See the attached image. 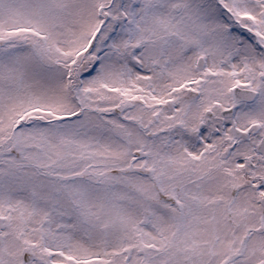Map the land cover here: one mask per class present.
Listing matches in <instances>:
<instances>
[{"label":"snow or ice","instance_id":"snow-or-ice-1","mask_svg":"<svg viewBox=\"0 0 264 264\" xmlns=\"http://www.w3.org/2000/svg\"><path fill=\"white\" fill-rule=\"evenodd\" d=\"M0 264H264V0H0Z\"/></svg>","mask_w":264,"mask_h":264}]
</instances>
